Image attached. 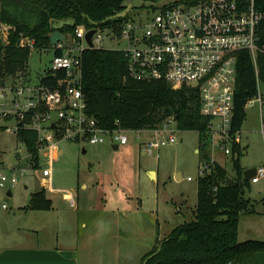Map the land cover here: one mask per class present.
<instances>
[{"label":"rangeland","instance_id":"rangeland-1","mask_svg":"<svg viewBox=\"0 0 264 264\" xmlns=\"http://www.w3.org/2000/svg\"><path fill=\"white\" fill-rule=\"evenodd\" d=\"M176 1L179 0H128L134 12L128 15L126 23L145 24L157 7ZM5 29L0 24V34ZM127 42L124 38L105 37L97 45L104 50H117ZM76 45L68 36L64 40L65 52L73 49L77 54ZM53 56V49H32L26 81L39 82L50 68ZM259 88L264 96L263 81H259ZM261 119L258 106L247 108L237 154L232 142L216 144L212 134L201 150L198 132L181 131L171 125L169 129L175 131L178 140L148 153L144 152L145 144L151 139L161 140L162 136L148 131L127 132L129 143L118 150L109 138L96 145L60 140L57 147L61 155L54 160L51 149L41 151L38 169L31 164L25 143L15 134L0 131V174L15 172L19 177L17 185L0 187V242L56 246L74 242L89 264H116L119 255L122 264H143L144 254L159 239L194 219L198 180L204 164L201 154H208L209 162H219L231 178L237 177L234 157L239 158L243 173L264 165ZM227 147L231 150L228 155L224 153ZM150 171L156 172V177L151 178ZM42 188L52 200V209L32 213L25 207ZM245 191L253 206L250 213L240 217L239 240L264 241V205L258 197L264 193V179L245 186Z\"/></svg>","mask_w":264,"mask_h":264},{"label":"trees","instance_id":"trees-1","mask_svg":"<svg viewBox=\"0 0 264 264\" xmlns=\"http://www.w3.org/2000/svg\"><path fill=\"white\" fill-rule=\"evenodd\" d=\"M157 1V0H155ZM192 2L199 0H182ZM128 0H0V24L7 27L9 44L3 69L7 75L26 71L32 48L20 46V40L34 41L33 49L50 50L64 55V48L51 43L60 32L64 40L75 42L78 29H114L120 33L126 17H115L125 10ZM256 9L264 12V0H255ZM264 26V25H263ZM264 28V27H263ZM64 40L62 41L64 44ZM81 87L87 105L84 114L95 119L105 131L122 129L143 132L159 128L173 119L181 131H195L200 148L209 139L211 120L201 114L200 90L182 86L174 89L166 80H134L128 75V59L120 50L86 48L81 53ZM258 73L248 50L239 54L233 127L240 131L247 117L246 103L259 93L264 82V53L257 55ZM64 70L48 71L40 78L50 89H66ZM3 128L0 127V130ZM17 138L24 142L34 168H39V133L22 128ZM235 153L240 146L233 144ZM210 170L198 180L194 219L174 228L170 235L142 258L143 264H264V241L239 240V223L243 214L251 212L252 202L246 198L244 173L239 158L234 157L237 177L228 176L219 162H209ZM231 178L237 186L229 184ZM52 200L45 188L35 192L27 210L48 211Z\"/></svg>","mask_w":264,"mask_h":264},{"label":"built area","instance_id":"built-area-1","mask_svg":"<svg viewBox=\"0 0 264 264\" xmlns=\"http://www.w3.org/2000/svg\"><path fill=\"white\" fill-rule=\"evenodd\" d=\"M156 9L145 24L125 21L120 33L112 28L106 35L103 34L106 30H96L92 37L93 48H98L105 37L112 40L124 38L127 45L117 50L124 52L128 59L130 78L166 80L174 89L182 86L198 88L201 114L211 120L209 136L212 134L219 145L223 142L239 144L240 131L233 127L237 62L240 52L248 50L258 73L257 55L264 53V12L256 9L255 0H179ZM88 31L77 30L76 38L80 40L74 47L77 54L72 49L64 55H54L46 71H52V74L65 71V91L50 89L40 81L28 83L26 71H19L15 76L7 75L3 66L9 44L8 30L0 34V127L3 128L0 131L18 135L22 128L36 130L40 152L57 149V142L64 139L96 145L109 138L119 147L129 143L128 131H105L95 119L84 114L87 105L81 87V53L90 48L85 40ZM26 41L31 43L25 44ZM33 44L34 41L29 39L19 41L20 46L32 49ZM57 48H64L63 42H58ZM255 106L263 114L264 96L260 88L257 96L248 99L245 108ZM261 122L264 136L263 116ZM171 125H176L173 119L148 131L153 136H162V139L148 141L144 152L174 144L178 136L169 129ZM224 153L228 155L231 150L227 147ZM209 170L210 165L203 164L202 176ZM262 179L264 165L256 169L251 182L259 183ZM18 181L15 172L0 174V187L15 186Z\"/></svg>","mask_w":264,"mask_h":264},{"label":"crops","instance_id":"crops-1","mask_svg":"<svg viewBox=\"0 0 264 264\" xmlns=\"http://www.w3.org/2000/svg\"><path fill=\"white\" fill-rule=\"evenodd\" d=\"M262 116L263 114H261V118ZM61 153L62 151L58 150V148L52 150L51 151L52 158L54 160L57 159V157L61 155ZM251 184L252 182L250 180V185ZM255 184H259V183H255ZM9 193L11 196L12 195L11 191H9L8 194ZM258 197L261 198L262 204L264 205V193H260ZM31 212L42 213V212H50V210L48 211L31 210ZM239 234H240V223H239ZM248 240H252V239H248ZM84 255L85 253L82 251V249H79L77 244L74 242L69 246H56L53 244L44 245L41 243L26 244L22 241L14 242V243H8L6 241L2 243L0 242V264H89L85 260L86 258H84ZM119 258L116 259L117 260L116 264H122L120 255Z\"/></svg>","mask_w":264,"mask_h":264},{"label":"water","instance_id":"water-1","mask_svg":"<svg viewBox=\"0 0 264 264\" xmlns=\"http://www.w3.org/2000/svg\"><path fill=\"white\" fill-rule=\"evenodd\" d=\"M131 12H134V7L132 6L131 3H127V7L125 8V10H123L122 12L117 14L115 17H119V18L120 17H126ZM95 32H96V30H90V31L87 32L86 37H85V40L88 43L90 48H93V45H94L93 42H92V37L95 34ZM63 40H64V37L61 35L60 32H55L51 36V43L52 44H56L57 42H62ZM113 147H114L115 150L119 149L118 144H114ZM149 174H150L151 178L156 177V172H154V171H150ZM255 174H256V168H252V169H249V170L245 171L244 172V180L250 181L251 178H253L255 176ZM177 177H178V179L180 178V176H177ZM227 182L229 184H232L233 186H237L238 185V182H234L233 179H231V178H229L227 180ZM9 195H10V193H9Z\"/></svg>","mask_w":264,"mask_h":264}]
</instances>
